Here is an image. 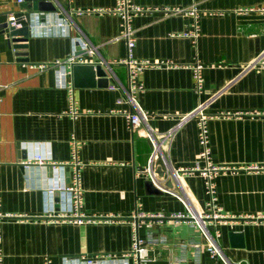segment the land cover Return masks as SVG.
<instances>
[{"label":"crops","instance_id":"obj_1","mask_svg":"<svg viewBox=\"0 0 264 264\" xmlns=\"http://www.w3.org/2000/svg\"><path fill=\"white\" fill-rule=\"evenodd\" d=\"M50 1L55 11L34 10L27 0H0L2 264H63L64 257L108 255L118 258L115 264H134L129 253L136 220L147 250L142 264H221L187 216L190 209H206L203 177L174 173L199 161L191 114L198 105L207 115L211 162L237 169L216 175L223 217L206 220V226L218 230L217 243L231 264H264V171L240 169L264 165V13L256 10L264 0H132L149 8L130 20L133 57L172 63L140 72L137 104L147 117L133 129L124 115L128 103L118 102L122 93L111 88L127 78L120 63L127 57L120 17L73 11L110 8L116 0ZM192 5L199 24L195 46L184 35L192 17L177 11ZM11 16L14 26L28 27L26 39L16 36L25 48L12 47L5 28ZM76 43L86 45L80 51L88 56L78 55L75 64L98 63L105 76L66 67L79 111L72 119L65 114L68 94L57 86L53 63L65 60ZM17 51L27 61L17 60ZM195 61L203 65L199 93L189 68ZM73 136L80 143L81 210L87 216L82 222L49 218L43 211L52 165L63 164L69 180ZM20 143H43L38 150L49 154V162L25 165L33 148ZM135 213L145 216L136 219Z\"/></svg>","mask_w":264,"mask_h":264},{"label":"built area","instance_id":"obj_2","mask_svg":"<svg viewBox=\"0 0 264 264\" xmlns=\"http://www.w3.org/2000/svg\"><path fill=\"white\" fill-rule=\"evenodd\" d=\"M22 2L23 0H18ZM245 11L247 9H244ZM257 11L264 13V6L256 8ZM76 14H114L120 17L122 28V33L119 37H122L126 40L127 43V57L120 61L121 64L126 65L127 67V78L126 84H118L111 86L112 89L119 88L122 96L118 99V102L125 101L128 103L130 110L124 112L127 125L130 129H133L143 121L146 120L147 113L143 111L137 104V95L142 92L143 85L139 79L140 72L148 66H159V65H168L172 63L169 61L165 62H150L148 60H137L132 55V50L135 45V40L133 36V30L130 27V20L133 16L142 14L146 11H149V8L141 7L132 2V0H116V3L113 7L110 8H86V9H75L73 10ZM178 12H184L192 17V23L190 29L184 34L191 39L192 44L195 46L197 38L199 36V24H198V13L194 5L190 6L187 9H178ZM164 13L170 12L168 9H163ZM10 22L13 25H16V20L14 16L10 17ZM61 25V24H60ZM79 46V43H76L73 46L72 53L65 60H56L53 65L56 67V76H57V86L66 89L68 94V108L65 111V114L71 117L72 119L76 118L79 115L77 110L75 100L73 98V86L72 82L66 78L68 70L66 67L78 62L75 52L77 51L76 47ZM80 48H86V45L81 43ZM264 65V63H263ZM44 65H40L43 67ZM189 68L192 72V77L194 80V88L197 93L201 91L203 84L202 70L203 65L199 61L189 65ZM192 116L196 118L197 122V137L199 143V161L193 167L187 168H177L174 173L178 175L181 172H198L203 177V184L205 191L208 195V200L206 202V209L203 213H195L191 209L189 210L188 217L193 220L194 226H196L203 235L206 247L211 255V257L216 258L221 264H231L224 256L221 248L217 243V238L219 237L218 230L211 232L206 226V220L209 219H220L223 217L221 208L216 203L215 196V184L214 179L216 175L220 173H226L228 171H235L237 169L233 167L215 165L211 162L210 158V145H209V135L207 127V115L202 112L200 105L191 113ZM264 116V112L262 114ZM172 135L168 133L167 136ZM148 138L152 139L150 135ZM40 144L43 143H23L22 148L31 147L33 152L29 154L27 159L24 161L25 165L30 164L31 162L37 163L38 165H45L49 162V154L46 152H40L38 148ZM156 146V144H155ZM80 147L79 141L73 136L70 141L71 148V161L69 166L71 168V173L68 182L64 180V165H52V172L48 179L47 188L44 189V214L49 218H58V219H69L75 222H82L87 219L85 213L81 210V200H82V189H81V179H80V168L81 163L77 159L78 148ZM242 170L246 171H264V165H247L240 167ZM147 172H151V166L147 167ZM151 183L156 185L152 176H150ZM10 216V215H6ZM142 213H135L134 217H144ZM153 215H147V217H152ZM3 215L0 212V220ZM175 217H183V215L177 214ZM131 251L129 255L133 258L134 264H142L147 260V250L144 245L143 240L139 239L137 234V220L132 222V234H131ZM1 242V234H0ZM118 261V258L113 256H106L103 258H87V257H64L62 259L63 264H115ZM0 264H2V253L0 249Z\"/></svg>","mask_w":264,"mask_h":264},{"label":"water","instance_id":"obj_3","mask_svg":"<svg viewBox=\"0 0 264 264\" xmlns=\"http://www.w3.org/2000/svg\"><path fill=\"white\" fill-rule=\"evenodd\" d=\"M27 1H31L32 4V8L34 10H39L42 12H48V11H55L56 7L54 6L53 2H51L50 0H27ZM5 28L8 29V36L12 37V41L13 43V49H22L26 47V44L24 43H19L22 42V39L20 38H16V36H22L23 39L27 38V34H28V27L27 26H20V27H16L12 24V22H8L5 26ZM77 51L75 52V56L78 55H82V56H88L87 51H80V47L77 46L76 47ZM15 55L18 57L17 60L19 61H27V58H23L24 56H26L25 52L22 51H17L15 53ZM72 70L75 71V69L79 68V67H86L87 69H90L91 71H93V73L97 76H105V72L102 69V66L100 64H90V65H77V64H72L71 65ZM21 146V143H20ZM25 156V151L22 150V157ZM158 175L160 177L164 176V173H158ZM168 179V178H167ZM166 179V180H167ZM172 178L168 179L171 181ZM165 186H168V184L166 183ZM157 191V190H155Z\"/></svg>","mask_w":264,"mask_h":264}]
</instances>
